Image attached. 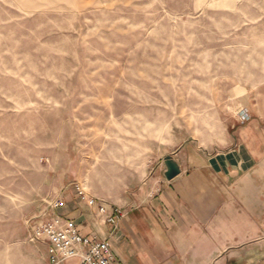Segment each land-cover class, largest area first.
Segmentation results:
<instances>
[{
    "label": "rangeland",
    "instance_id": "374dc122",
    "mask_svg": "<svg viewBox=\"0 0 264 264\" xmlns=\"http://www.w3.org/2000/svg\"><path fill=\"white\" fill-rule=\"evenodd\" d=\"M263 83L264 0H0V264L139 203L176 143L220 148Z\"/></svg>",
    "mask_w": 264,
    "mask_h": 264
},
{
    "label": "crops",
    "instance_id": "0c3cea01",
    "mask_svg": "<svg viewBox=\"0 0 264 264\" xmlns=\"http://www.w3.org/2000/svg\"><path fill=\"white\" fill-rule=\"evenodd\" d=\"M168 158L175 177L166 166L115 225L97 213L76 223L81 234L109 240L123 264H264V83L220 148L188 138Z\"/></svg>",
    "mask_w": 264,
    "mask_h": 264
},
{
    "label": "built area",
    "instance_id": "2783aa9c",
    "mask_svg": "<svg viewBox=\"0 0 264 264\" xmlns=\"http://www.w3.org/2000/svg\"><path fill=\"white\" fill-rule=\"evenodd\" d=\"M85 199V197H83ZM63 202L57 207L63 206ZM108 224L115 225L121 211L101 204L98 200L89 201ZM34 239L43 240L49 245L48 264H123L113 251L110 241L91 239L81 234L75 221L64 218L37 221L33 227Z\"/></svg>",
    "mask_w": 264,
    "mask_h": 264
},
{
    "label": "water",
    "instance_id": "95a60500",
    "mask_svg": "<svg viewBox=\"0 0 264 264\" xmlns=\"http://www.w3.org/2000/svg\"><path fill=\"white\" fill-rule=\"evenodd\" d=\"M166 166L168 167V173H167V178L172 179L178 174V171L176 169V166L172 163V161L167 158Z\"/></svg>",
    "mask_w": 264,
    "mask_h": 264
},
{
    "label": "bare ground",
    "instance_id": "6f19581e",
    "mask_svg": "<svg viewBox=\"0 0 264 264\" xmlns=\"http://www.w3.org/2000/svg\"><path fill=\"white\" fill-rule=\"evenodd\" d=\"M87 196V195H86Z\"/></svg>",
    "mask_w": 264,
    "mask_h": 264
}]
</instances>
